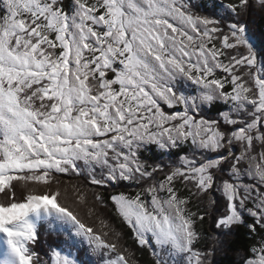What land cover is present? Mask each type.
I'll return each instance as SVG.
<instances>
[{
    "label": "snow or ice",
    "instance_id": "6c2138e0",
    "mask_svg": "<svg viewBox=\"0 0 264 264\" xmlns=\"http://www.w3.org/2000/svg\"><path fill=\"white\" fill-rule=\"evenodd\" d=\"M257 19L0 0V264H264Z\"/></svg>",
    "mask_w": 264,
    "mask_h": 264
},
{
    "label": "trees",
    "instance_id": "16d2710c",
    "mask_svg": "<svg viewBox=\"0 0 264 264\" xmlns=\"http://www.w3.org/2000/svg\"><path fill=\"white\" fill-rule=\"evenodd\" d=\"M252 30L254 38L258 41L257 43L261 46H264V21L257 19L255 24L252 25ZM49 239L52 240L55 239V237H49ZM236 239H239V237ZM221 261L222 264H228V258L226 257H221ZM89 264H94V260L89 258Z\"/></svg>",
    "mask_w": 264,
    "mask_h": 264
},
{
    "label": "rangeland",
    "instance_id": "374dc122",
    "mask_svg": "<svg viewBox=\"0 0 264 264\" xmlns=\"http://www.w3.org/2000/svg\"><path fill=\"white\" fill-rule=\"evenodd\" d=\"M255 39V38H254ZM257 40V39H256ZM258 42V41H257ZM259 45V44H258Z\"/></svg>",
    "mask_w": 264,
    "mask_h": 264
}]
</instances>
